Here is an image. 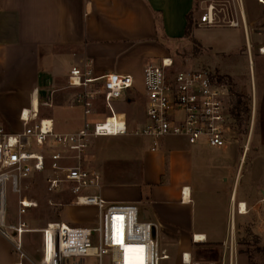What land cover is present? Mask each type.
<instances>
[{
    "label": "crops",
    "instance_id": "1",
    "mask_svg": "<svg viewBox=\"0 0 264 264\" xmlns=\"http://www.w3.org/2000/svg\"><path fill=\"white\" fill-rule=\"evenodd\" d=\"M219 1L223 0H0L3 125L7 131H21V112L31 109L32 116L52 120L55 132H74L84 122L82 107L71 105L76 90L67 87L74 66L90 61L97 74L133 76L141 69L142 78L147 64L193 41L208 51L210 65L220 56L223 67L216 69L234 78L241 63L248 61L255 83L252 44L258 40L264 46V36L254 32L249 19L256 2L249 1L254 9L244 0L241 5L236 0L223 3L220 17L241 22L244 16L246 27L207 26L192 20L197 4ZM188 16L192 32L186 36ZM202 27L217 33L203 38L198 34ZM240 54L246 60L241 61ZM200 61L191 63L200 67ZM254 88L257 101L256 84ZM135 91L143 111L132 124L129 121L131 127L146 118L142 81L141 90L137 85ZM133 103L134 99L120 100L115 107ZM124 136L90 141L87 165L101 176L93 194L110 203L137 205L140 219L156 225L154 236L177 264H189L188 259L199 264H249L238 238L248 228L264 238V152L252 144L253 135L248 147L246 139L234 137L213 147L206 140L190 144L184 137L168 136L155 150L146 137ZM240 203L246 213L238 211ZM232 232L237 254L231 259ZM39 254L26 249L21 255L0 234V264H39Z\"/></svg>",
    "mask_w": 264,
    "mask_h": 264
},
{
    "label": "built area",
    "instance_id": "2",
    "mask_svg": "<svg viewBox=\"0 0 264 264\" xmlns=\"http://www.w3.org/2000/svg\"><path fill=\"white\" fill-rule=\"evenodd\" d=\"M239 5L243 0H236ZM263 4L264 0H259ZM221 6V5H220ZM223 7V6H222ZM211 4L203 21L207 26L226 25L246 27L245 17L222 19ZM264 54V46L259 48ZM174 54L162 57L156 63L147 64L142 72V93L146 99L145 122L131 127L127 113L118 111L115 103L133 100L131 95L137 90L136 78L131 74H97L90 61L74 66L69 75L67 87L75 89L72 106H81L84 114L83 125L74 132L57 133L52 120L32 116L31 109L21 112L23 129L19 132L7 131L0 116V234L6 237L16 251L24 255L23 236L32 231L21 217L37 203L21 198L19 222L7 223V185L12 191L22 193L21 183L33 173L45 171L47 157L41 151L32 150V145L57 146L48 159L51 169H62L67 157L63 152L82 153L88 148L91 138L138 135L151 140V148L157 149L163 138L184 137L190 144L206 140L210 146H224L230 136L233 124L231 113L232 85L222 78V74L208 66L194 67L190 62L176 59ZM107 111L103 120H93L100 116L98 102ZM255 111V88H253ZM105 112H103V115ZM252 132L247 139L251 140ZM245 147V149H246ZM101 176L86 168L81 162L63 168L61 175L49 179V189L58 190L67 184L73 194L71 202L77 206H93L99 212L94 226L70 225L65 221L49 223L42 229L43 256L39 264H64L69 258H95L99 264H161L169 259L154 236L156 225L143 221L135 204H114L101 195L88 192L98 187ZM264 203V199L262 200ZM238 211L246 213V208L238 204ZM234 232L230 237V255L237 254ZM186 256V254L184 255ZM189 264L191 263L188 259ZM202 264V263H200ZM212 264V263H209ZM232 264V263H230Z\"/></svg>",
    "mask_w": 264,
    "mask_h": 264
},
{
    "label": "rangeland",
    "instance_id": "3",
    "mask_svg": "<svg viewBox=\"0 0 264 264\" xmlns=\"http://www.w3.org/2000/svg\"><path fill=\"white\" fill-rule=\"evenodd\" d=\"M228 0H223L215 3L217 10H221L224 8L223 3ZM249 9H254L252 15L249 17L252 27L254 28V32H256L259 37L264 36V13L262 10L263 4L258 5V0H255L257 7H251L250 0H244ZM228 3V2H227ZM211 2L199 3L197 4L195 11L192 15V20L195 22L200 21L201 24L206 25L203 21L204 15L207 13ZM233 1H231L230 5H232L231 11L233 14L235 13V6L233 5ZM221 5V6H220ZM223 6V7H222ZM239 6V5H238ZM261 8V10H260ZM230 9V8H229ZM218 15H224V10H222ZM243 26V25H242ZM243 29V28H242ZM243 31V30H242ZM251 38H253V31L250 29ZM217 32L215 30H209L205 27H202L198 34L203 36V38L210 39L215 36ZM260 43L254 41L252 44V54L254 59V72H255V83L254 80L251 79L250 68L243 61V54H240V60L243 61L241 63L242 70L239 73V76L232 77L230 75L224 74L220 72L217 68V65L223 67V60L220 59V56H217L214 59V65H210V55L208 51H202L198 45L195 43H190L187 46H177L175 47L172 54H174L176 59L183 62H194L202 60L200 63L203 66L211 67L221 73L225 77L227 76L228 81L232 84L233 96L237 98L241 96L244 107L248 109L247 113L243 112L241 115L242 119H244L248 115V119L243 121L241 124L239 120H233V124L231 125V129L229 134L231 137L238 138L240 140L247 141L250 132H252L254 142L252 143L256 148L262 149L264 152V55L259 53V45ZM246 55V54H245ZM242 57V58H241ZM199 59V60H198ZM243 59V60H242ZM246 60V59H245ZM201 64V65H202ZM247 66V68L245 67ZM141 69L137 70L134 73L136 77L138 89L141 90ZM220 70L224 71L223 68ZM254 84H256L257 90V101L255 102V111L254 101H253V88ZM138 92L135 91V103L131 105H119L117 104L116 109L124 110L127 113L128 119L132 124L133 120L136 119V116L142 114L143 106L142 102L138 99ZM98 112L102 113L100 116H91L93 120H103L104 116L107 114V111L104 110L102 102H98ZM103 112L105 114L103 115ZM138 114V115H137ZM17 128L20 125L15 124ZM21 130L23 129L21 123ZM132 135H126L125 138H128ZM110 137H98L100 140H107ZM114 137H123V136H114ZM138 137V136H137ZM96 138H91L90 141L95 140ZM89 141V143H90ZM90 145V144H89ZM88 145V146H89ZM252 146V145H251ZM258 146V147H257ZM253 147V146H252ZM251 147V148H252ZM256 148H253L254 150ZM88 149V148H87ZM32 150L41 151L47 157V166L45 171L40 173H33L29 178L25 181H22V193H15L12 191L11 184L7 185V223L8 224H17L19 222V205L18 201L21 198L32 199L37 205L30 209L26 214H24L21 219L27 223V226L33 230L28 233H25L23 236V249H30L31 252L37 253L39 251L38 258L41 259L43 256L42 245H43V235L42 229L46 228L49 223H53L56 221H65L70 225H88L94 226L97 224L99 219V212L93 208H89L88 206H77L71 205L73 200V194L71 193L70 187L67 184H62L58 190L51 191L49 189V179L61 175L63 168L68 165H74L76 162H81L85 167L90 169L87 165V156L86 151L82 153L73 152V151H64L63 154L67 157L65 162H62V169L58 171H54L51 169V161L48 159L51 155L58 150L57 146H50L48 144L44 146H38L37 144L32 145ZM253 154L251 152L250 156ZM262 152H259V155H262ZM261 158V156L259 157ZM249 162V160H248ZM87 165V166H86ZM261 166V163H259ZM90 193H94V188L88 190ZM97 209V208H96ZM249 230L245 231L244 236L238 238V242L240 243L239 249L241 248L248 255L252 256L253 264H264V238L258 237L254 234L253 231ZM41 249V250H40ZM107 264V259L104 261ZM64 264H99L98 259L95 258H69L65 259ZM161 264H177L174 259L162 260Z\"/></svg>",
    "mask_w": 264,
    "mask_h": 264
},
{
    "label": "trees",
    "instance_id": "4",
    "mask_svg": "<svg viewBox=\"0 0 264 264\" xmlns=\"http://www.w3.org/2000/svg\"><path fill=\"white\" fill-rule=\"evenodd\" d=\"M187 20H188V22H187L185 34H186V36H189L191 34V32H192V22H191V18L189 16H188ZM193 43H195L196 45H198V43L196 41H193ZM222 78L228 81L227 76L225 77L223 75ZM233 95L234 94H233V89H232L231 113L233 115V119L234 120L235 119L239 120L240 123L242 124L243 121H245L246 119H248V115L244 119H242L241 115L243 114V112H244V114H245V112L247 113L248 109H247V107L245 108L243 106L244 105V102H243L241 96H238L237 98H234ZM249 264H253L252 256L251 255H249Z\"/></svg>",
    "mask_w": 264,
    "mask_h": 264
},
{
    "label": "bare ground",
    "instance_id": "5",
    "mask_svg": "<svg viewBox=\"0 0 264 264\" xmlns=\"http://www.w3.org/2000/svg\"><path fill=\"white\" fill-rule=\"evenodd\" d=\"M33 231V230H32Z\"/></svg>",
    "mask_w": 264,
    "mask_h": 264
}]
</instances>
